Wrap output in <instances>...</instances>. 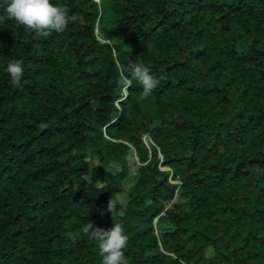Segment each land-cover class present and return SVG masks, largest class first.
Instances as JSON below:
<instances>
[{"label":"trees","instance_id":"trees-1","mask_svg":"<svg viewBox=\"0 0 264 264\" xmlns=\"http://www.w3.org/2000/svg\"><path fill=\"white\" fill-rule=\"evenodd\" d=\"M50 2L62 33L0 24V264H102L88 222L128 264H264V0Z\"/></svg>","mask_w":264,"mask_h":264},{"label":"clouds","instance_id":"clouds-1","mask_svg":"<svg viewBox=\"0 0 264 264\" xmlns=\"http://www.w3.org/2000/svg\"><path fill=\"white\" fill-rule=\"evenodd\" d=\"M5 15H0V24L8 20L22 25L25 31L33 32L38 36H50L53 33H62L69 23H74L75 16L69 15V10L64 6L54 5L50 0H4L0 5ZM23 60H15L7 65L10 83L13 88L21 87L24 76ZM117 86L127 93L133 81L138 82L143 89V95L148 96L159 86L160 81L151 74V69L143 63H129L121 66ZM127 73V75H125ZM41 128L49 125L41 122ZM107 212L112 215L116 212V204L111 199L107 204ZM81 231L89 239L98 242L99 255L102 264H128L124 249L128 246V236L122 224L116 223L109 229L95 226L94 222L86 223Z\"/></svg>","mask_w":264,"mask_h":264},{"label":"rangeland","instance_id":"rangeland-1","mask_svg":"<svg viewBox=\"0 0 264 264\" xmlns=\"http://www.w3.org/2000/svg\"><path fill=\"white\" fill-rule=\"evenodd\" d=\"M96 35H97L98 37H100V33H99V30H98V29L96 30ZM143 140H144L145 143H148V142H149V141H148V138H147L146 136L143 137ZM85 152L88 153V152H89V149H88V148H85ZM134 169H135V168H134L133 166L130 165V173H131V174L134 173ZM168 206H169V205H168ZM154 223H155V222H154Z\"/></svg>","mask_w":264,"mask_h":264}]
</instances>
